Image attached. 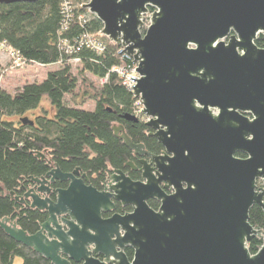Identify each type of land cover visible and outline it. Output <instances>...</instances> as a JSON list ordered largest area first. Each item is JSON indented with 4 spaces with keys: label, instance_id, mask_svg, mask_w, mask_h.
Returning <instances> with one entry per match:
<instances>
[{
    "label": "water",
    "instance_id": "95a60500",
    "mask_svg": "<svg viewBox=\"0 0 264 264\" xmlns=\"http://www.w3.org/2000/svg\"><path fill=\"white\" fill-rule=\"evenodd\" d=\"M84 7L101 22V35L129 56L124 69L137 65L131 93L163 152L150 154L114 126L124 147L145 158L139 181L113 170L98 191L79 169L63 173L47 161L50 170L27 190L21 186L22 196L10 194L46 220L33 235L9 218L0 229L51 264H129L126 246L134 251L132 264H264V239L256 254L247 249L262 238L249 210L256 205L264 214V48L253 43L264 35V0H88ZM149 8L154 12L146 17ZM19 122L33 125L27 117ZM236 152L248 159H234ZM256 180L263 185L258 193ZM57 183L67 187L53 189ZM149 199L161 202L158 212ZM112 200L133 213L103 220ZM99 254L102 263L92 256Z\"/></svg>",
    "mask_w": 264,
    "mask_h": 264
},
{
    "label": "trees",
    "instance_id": "16d2710c",
    "mask_svg": "<svg viewBox=\"0 0 264 264\" xmlns=\"http://www.w3.org/2000/svg\"><path fill=\"white\" fill-rule=\"evenodd\" d=\"M87 3L88 0H39L0 4V51L17 53L25 66H58L41 82L25 84L13 94L0 89V220L9 218L29 235L39 230L47 215L26 208L14 197L23 195L21 186L27 190L32 178H41L50 170L47 161L63 173L79 169L89 184L99 189L109 170L124 171L133 157L114 136V126H122L132 142L143 144L148 152L159 154L162 150L142 119L135 123L123 119L132 114L137 99L111 72L121 64L120 48L101 35L103 26L85 9ZM90 37L104 45L102 53L86 46ZM74 60L80 65L78 77L71 73ZM86 75L106 81L97 89ZM79 80L82 89L75 94ZM67 96H72V106L66 103ZM44 101L51 112L41 109ZM88 101L94 104L92 111L83 109ZM39 109V114L28 118L33 125L19 122ZM37 154H43L45 159H39ZM248 217L264 238L261 209L253 207ZM262 243V239L250 241L249 254H256ZM0 264L51 263L0 229Z\"/></svg>",
    "mask_w": 264,
    "mask_h": 264
},
{
    "label": "flooded vegetation",
    "instance_id": "af4514ba",
    "mask_svg": "<svg viewBox=\"0 0 264 264\" xmlns=\"http://www.w3.org/2000/svg\"><path fill=\"white\" fill-rule=\"evenodd\" d=\"M154 12V10L153 9H151V8H149L148 9V14L146 15V17H148V16H150L152 13ZM233 34L231 33L230 34V36H232ZM229 36V37H230ZM228 37V38H229ZM228 38L227 39H225V42H227V40H228ZM254 45L258 48V49H263L264 48V35H263V37L260 39L258 36L256 37V39L254 40ZM212 113H213V115H217L218 114V111L216 110V109H213L212 110ZM239 113V115H241L243 118H246L248 121H253L254 119H255V117H254V115L251 113V112H238ZM138 120V119H137ZM152 133V131H150V133H149V135ZM251 138V137H250ZM161 146V145H160ZM162 147V146H161ZM146 150V149H145ZM147 151V150H146ZM148 152V151H147ZM163 152V148H162V150L160 151V153L159 154H153V155H156V156H159V155H161V153ZM150 153V152H149ZM133 154V153H132ZM150 154H152V153H150ZM133 157H132V160L131 161H128L126 164H125V166H124V171H122V170H120V171H122L127 177H129L132 181H139L140 180V178H141V176H140V174H139V170H140V168H141V166H140V164H139V162H140V160H142V159H145V158H139V157H136V156H134V155H132ZM233 158L234 159H237V160H240V161H244V160H246V159H248V156L245 154V153H243V152H236L234 155H233ZM128 163H131V164H133V167H134V169H132V168H130V167H126V165L128 164ZM112 171L113 170H109V172H108V175H107V177H106V180L100 185V188L99 189H97L98 191H103V189L106 187V185H107V180H108V178L111 176V174H112ZM79 174L80 175H83L82 173H80V171H79ZM130 175H133V176H135L134 178L135 179H132L131 177H130ZM153 175H154V173H153ZM88 178V177H87ZM88 181H89V179H88ZM87 185H90L89 184V182L87 183ZM59 186V187H58ZM160 188L164 191V193L167 195V196H170V195H172L173 194V191L169 188V189H167V190H164V186H165V184L164 183H161L160 185ZM67 187V184H55V186H53V189H56V188H63V189H65ZM183 188H186V185H183ZM263 188V185H262V183H261V181L260 180H256L255 181V190H254V192L255 193H258V192H260V190ZM51 197V199H54V196L53 195H51L50 196ZM112 203L114 204V209H112L110 212H107V213H101V218L103 219V220H107V219H109V218H111L113 215H116V214H118V215H120V216H125V215H129V214H132L133 213V209L130 207V206H125V207H123L120 203H118V202H116V201H114V200H112ZM146 204H147V206L151 209V210H153L154 212H158V210H159V208H160V206H161V202L160 201H157V200H152V199H149V200H147L146 201ZM253 207H258V206H256V205H253L251 208H250V210L253 208ZM259 208V207H258ZM250 210H249V212H250ZM248 216H249V213H248ZM61 219H67V217H65V216H62V217H60L58 220H59V222L61 221ZM248 222H249V219H248ZM250 224V223H249ZM251 225V224H250ZM252 226V225H251ZM253 227V226H252ZM253 228H255V227H253ZM255 229H258V228H255ZM65 230V229H64ZM262 240L264 239L263 238V236H262V238H261ZM90 250V249H89ZM123 253H124V255H125V257H126V260H127V262L129 263V264H132V262L134 261V251H133V249L131 248V247H129V246H126L125 248H124V250H123ZM93 256V258L95 259V260H97V261H99L100 263H102V262H104L105 261V259H104V257L102 256V255H97V256H94V255H92ZM72 264H74V263H72ZM107 264H109V263H107Z\"/></svg>",
    "mask_w": 264,
    "mask_h": 264
},
{
    "label": "rangeland",
    "instance_id": "374dc122",
    "mask_svg": "<svg viewBox=\"0 0 264 264\" xmlns=\"http://www.w3.org/2000/svg\"><path fill=\"white\" fill-rule=\"evenodd\" d=\"M56 69L57 65L52 67H42L38 65H21L18 67L14 65L13 60L10 58V56L7 55V53L0 51V89L13 94L20 88H22V86L25 84L41 82L43 79H45L46 75L49 72H53ZM79 71L80 65L71 62L72 75L78 77ZM86 79L93 85L94 88L98 89L101 85V82L99 80L90 75H86ZM80 82L81 81L79 80L75 94H79L80 90L82 89ZM71 98L72 96H67L65 99L66 103L69 106H72ZM41 109L46 111L50 110L49 105L46 101L41 104ZM41 109L34 113L31 112L30 114L26 115V117L32 119L35 114H38L40 111H42ZM83 109L87 111H92L94 109L93 102H86L83 106Z\"/></svg>",
    "mask_w": 264,
    "mask_h": 264
},
{
    "label": "built area",
    "instance_id": "2783aa9c",
    "mask_svg": "<svg viewBox=\"0 0 264 264\" xmlns=\"http://www.w3.org/2000/svg\"><path fill=\"white\" fill-rule=\"evenodd\" d=\"M82 19H84V17H82ZM146 27H147V25L145 26V28ZM86 46L91 48V49H93L98 54H100V53H102L104 51V45L98 39H96L94 37L87 38ZM1 49H3L2 46L0 47V50ZM2 51L7 53L8 56H10V58L13 60L15 66L19 67L21 65H25L24 62L22 61V59L19 57V55L17 53L12 52V51H8V50H5V51L2 50ZM118 54H119V57H120L121 64L119 66L113 67L111 69V72L116 74L119 77V79L121 80L122 84L131 92L132 91L131 88L136 85V81L135 80H137L139 78V76L135 73V70H134L136 68V65L134 64V67H133V69L131 71H128L127 69H124L126 67H125V63L122 60V58L124 57V58L128 59L129 56L123 51L122 48H120ZM72 62L76 63V64H79L78 60H74ZM105 81L106 80H104V81L102 80L101 83H104ZM142 110H143L142 104H141V102L139 100H137L134 103L131 116H133L136 119H142L146 123V122L149 121V119L146 118L142 114V112H141Z\"/></svg>",
    "mask_w": 264,
    "mask_h": 264
},
{
    "label": "crops",
    "instance_id": "0c3cea01",
    "mask_svg": "<svg viewBox=\"0 0 264 264\" xmlns=\"http://www.w3.org/2000/svg\"><path fill=\"white\" fill-rule=\"evenodd\" d=\"M52 66H56V65H52ZM52 66H46V67H52ZM58 67V66H57ZM49 109H50V106H49ZM48 112H51V109L48 110ZM39 114V113H38ZM37 115V114H36Z\"/></svg>",
    "mask_w": 264,
    "mask_h": 264
}]
</instances>
